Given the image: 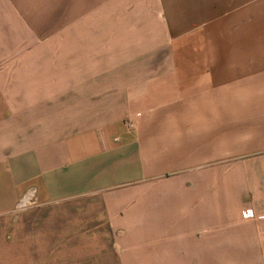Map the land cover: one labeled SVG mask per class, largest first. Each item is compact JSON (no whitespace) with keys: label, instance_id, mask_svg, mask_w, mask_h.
<instances>
[{"label":"crops","instance_id":"crops-1","mask_svg":"<svg viewBox=\"0 0 264 264\" xmlns=\"http://www.w3.org/2000/svg\"><path fill=\"white\" fill-rule=\"evenodd\" d=\"M47 1L0 0L11 189L100 197L119 264H264V0H68L69 28L48 31L46 4L62 0ZM77 21L83 51L100 21L102 73L70 77L64 108V82L29 71L46 36L53 51H82Z\"/></svg>","mask_w":264,"mask_h":264},{"label":"rangeland","instance_id":"rangeland-1","mask_svg":"<svg viewBox=\"0 0 264 264\" xmlns=\"http://www.w3.org/2000/svg\"><path fill=\"white\" fill-rule=\"evenodd\" d=\"M67 1L62 0L59 9L57 6L49 8L46 4L45 30L57 28L58 24L62 30L69 28ZM46 3H48L47 0ZM91 25L93 36L87 38L90 51H83L82 35L86 23L77 21L76 50H82L81 52L70 51L67 44L60 47L61 51H53L54 47L48 44L46 36L44 53L34 54L37 66L30 69V76L42 77L43 82H52L57 79L64 82L61 86L63 90L61 101L64 108L68 106L69 96L68 85L65 84L70 77H76L78 80L86 76L100 78L102 73L100 68L94 67L96 62L101 60L102 55L97 52L101 40L100 21H92ZM81 43L82 46L79 45ZM11 55L10 61H17L23 56L18 53ZM8 71L16 74L20 69H8ZM12 88L10 91L21 92V86L14 85ZM5 103L0 101L2 106ZM13 103H20V101ZM7 178L3 167L0 166V264H119L112 247V232L102 218L100 197L90 196L71 201L48 202L39 196L35 188H28L22 195H16ZM30 190H35L33 198L25 208L18 209L16 206L19 200ZM250 231L251 233L260 232L254 227L252 230L243 228L240 233L244 236L245 232ZM229 233L231 231L228 229L221 230V236L226 239ZM219 247L222 252L236 248L234 245ZM261 247L264 251V246ZM247 248V245L237 246L238 252L248 251ZM247 263L249 262H220V264Z\"/></svg>","mask_w":264,"mask_h":264},{"label":"built area","instance_id":"built-area-1","mask_svg":"<svg viewBox=\"0 0 264 264\" xmlns=\"http://www.w3.org/2000/svg\"><path fill=\"white\" fill-rule=\"evenodd\" d=\"M35 194V190H30L28 191L26 194H24L22 196V198L19 200L18 204H17V208L18 209H23L25 208V206L29 203V201L31 200V198H33ZM242 216L246 219L250 218V214L248 212H243Z\"/></svg>","mask_w":264,"mask_h":264}]
</instances>
